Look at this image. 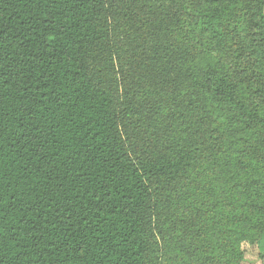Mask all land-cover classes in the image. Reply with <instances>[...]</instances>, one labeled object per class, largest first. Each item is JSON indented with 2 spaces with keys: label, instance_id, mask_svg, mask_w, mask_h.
<instances>
[{
  "label": "trees",
  "instance_id": "trees-1",
  "mask_svg": "<svg viewBox=\"0 0 264 264\" xmlns=\"http://www.w3.org/2000/svg\"><path fill=\"white\" fill-rule=\"evenodd\" d=\"M162 211L264 236V0H0V264H158Z\"/></svg>",
  "mask_w": 264,
  "mask_h": 264
},
{
  "label": "rangeland",
  "instance_id": "rangeland-1",
  "mask_svg": "<svg viewBox=\"0 0 264 264\" xmlns=\"http://www.w3.org/2000/svg\"><path fill=\"white\" fill-rule=\"evenodd\" d=\"M115 76L117 79L120 78L119 74H115ZM163 210L168 211V209ZM158 215L161 217L154 220L152 227L158 249V264H181L180 256L174 252V248L171 246L172 236L175 235L180 220L174 221L165 217L163 211L158 212ZM175 222L176 224H174ZM243 251L244 261L242 264H264V236L257 244H244Z\"/></svg>",
  "mask_w": 264,
  "mask_h": 264
}]
</instances>
